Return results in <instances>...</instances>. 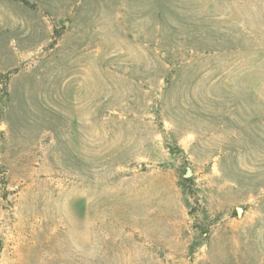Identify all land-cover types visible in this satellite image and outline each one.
Here are the masks:
<instances>
[{
	"label": "rangeland",
	"instance_id": "1",
	"mask_svg": "<svg viewBox=\"0 0 264 264\" xmlns=\"http://www.w3.org/2000/svg\"><path fill=\"white\" fill-rule=\"evenodd\" d=\"M0 264H264V0H0Z\"/></svg>",
	"mask_w": 264,
	"mask_h": 264
}]
</instances>
